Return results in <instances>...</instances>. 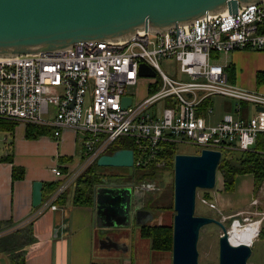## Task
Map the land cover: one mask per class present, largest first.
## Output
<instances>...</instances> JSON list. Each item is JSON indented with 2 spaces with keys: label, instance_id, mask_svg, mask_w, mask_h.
Masks as SVG:
<instances>
[{
  "label": "built area",
  "instance_id": "2783aa9c",
  "mask_svg": "<svg viewBox=\"0 0 264 264\" xmlns=\"http://www.w3.org/2000/svg\"><path fill=\"white\" fill-rule=\"evenodd\" d=\"M245 50L264 51V3L239 7L235 14L206 15L156 35L142 30L125 41L76 42L62 51L0 59V120L50 127L55 138L70 130L81 146L73 167L64 173L52 169L58 185L35 214L57 210L59 198L113 149L117 139L133 145L132 169L152 160L158 167L163 162L158 155L167 145L222 155L252 151L257 136L264 133V94L229 84L218 63L221 55ZM160 60L174 61L181 77L164 73ZM141 64L154 76L141 75ZM143 79H149L146 94H128ZM213 96L235 101L237 111L247 104L256 112L247 119L225 115L207 124L201 108ZM125 97L131 102L124 108ZM256 204L253 200L251 205ZM34 216L0 232V237ZM235 222L241 223L233 218L232 225ZM242 222L259 221L243 217Z\"/></svg>",
  "mask_w": 264,
  "mask_h": 264
},
{
  "label": "water",
  "instance_id": "95a60500",
  "mask_svg": "<svg viewBox=\"0 0 264 264\" xmlns=\"http://www.w3.org/2000/svg\"><path fill=\"white\" fill-rule=\"evenodd\" d=\"M261 3L264 0H0V59L62 51L76 42L125 41L142 30L156 35L191 25L206 15L235 14L239 7ZM139 72L154 76L145 64ZM130 102V97L123 98L122 107ZM221 159V152L206 149L194 155L178 153L173 158L172 264H198L200 231L210 224L221 231L218 264H252L248 262L252 243L233 245L222 221L195 215L197 191L215 189ZM96 166L132 168L133 151L115 150L99 157ZM99 178L89 206L97 239L126 250L108 235L134 221L140 226L139 217L145 216V223L153 220L143 209L141 191L147 188ZM42 200V183L36 181L32 184V208H38Z\"/></svg>",
  "mask_w": 264,
  "mask_h": 264
},
{
  "label": "crops",
  "instance_id": "0c3cea01",
  "mask_svg": "<svg viewBox=\"0 0 264 264\" xmlns=\"http://www.w3.org/2000/svg\"><path fill=\"white\" fill-rule=\"evenodd\" d=\"M237 52H246L243 55L257 62L256 69L252 74L255 86L244 89L260 91L256 87L258 85L264 87V81L257 83V73H264L263 63L258 59V56H261V51H234L230 55H233V57L239 55ZM252 52L257 53L254 54ZM219 64L224 66L223 70L227 76V81L230 77L233 79L234 65L227 61ZM260 93L264 94V89ZM213 97L209 98L210 105L208 107L201 108L206 123L208 117L213 114ZM225 108L228 111H232V106L228 105ZM255 112V107L242 104L238 111L235 106V116L232 114L225 115L247 119ZM221 119L214 124L221 121ZM18 126L13 134L14 137L5 134L7 137H13L9 143L6 144L7 137H5L3 144L0 143V158L11 156L13 161L12 164L0 162V223L11 226L6 229L9 231L27 218L35 215L32 222L15 230L30 226L35 241L32 244L20 246L19 239H17V245L13 243L14 239H16L14 238L16 237L15 235H13L14 237L9 235L10 238L7 236L6 239L0 242V264H20L21 261H23V264H108L109 258L104 257L102 252L122 251L126 253L128 248L125 247L126 250H117L109 246L107 242H99L100 248L96 249L94 243L95 237L97 238L96 229L93 224V214L89 207L75 206L73 203L68 205L64 200V205L56 203L58 209L55 211H47L41 215L35 214L36 209L32 208V184L36 181L41 182L42 193L43 185H58V180L51 172L52 169L57 167L64 173L68 167H73L75 158L81 151V146L77 137L70 130L63 131L58 138L51 135L42 136L36 140H27L24 137L25 127L20 125L19 129ZM12 166L24 170L23 180H12ZM99 173L102 174L103 172ZM242 177L249 179L241 181L238 198L233 199L227 195H222V193L217 195V209L220 214L224 215L225 221L231 218L242 220L243 217H250L251 215L246 211L253 209V206H251L253 200L260 199L261 204H263V199L260 196L263 189L260 188L258 190L256 198L253 195L251 175L237 177L235 189H237L238 178ZM46 197H43V199ZM254 210L258 211L257 208H254ZM235 225H238L237 222L233 223L231 228ZM235 227L238 228L237 226ZM238 229H243V227ZM12 232L14 231L7 232L4 235ZM258 240L264 241V238L254 239L251 248L259 242Z\"/></svg>",
  "mask_w": 264,
  "mask_h": 264
},
{
  "label": "rangeland",
  "instance_id": "374dc122",
  "mask_svg": "<svg viewBox=\"0 0 264 264\" xmlns=\"http://www.w3.org/2000/svg\"><path fill=\"white\" fill-rule=\"evenodd\" d=\"M239 55H236L233 57V55H230L225 57L224 55H221L218 59V63H223L225 61L232 63L235 68L233 73V79L230 77L228 80L229 84H236L235 86H241L243 88H250L252 86H255L252 79V74L254 73L256 69L257 62L255 60H252L248 58V56L243 55L246 52H237ZM256 54L257 52H252ZM259 61H261L262 66L264 67V51H261V56H258ZM159 66L161 70L166 73L167 75L174 77V78H180L181 76L178 74V65L174 61H168V60H160ZM177 76V77H176ZM149 79H143L140 81L139 85L134 88L128 89V94L135 95L138 93L141 97H143L145 92V84L147 83ZM151 80V79H150ZM255 88V87H254ZM258 88L260 91L264 89L262 85H258ZM259 91V92H260ZM213 114L208 117L207 124H214L217 120L221 119L225 114H232L235 116L234 109L236 102L231 101L222 97H213ZM232 106V111L227 110L225 106ZM158 107H162V103H159L157 105ZM20 125L18 126V128ZM20 129V128H19ZM5 137H7L5 134L0 133V143L3 144ZM14 137V136H13ZM7 137V143L10 142L11 138ZM177 151L179 154H189L194 155L198 153V149L194 148L189 145H180L177 147ZM112 150L107 151V154H111ZM177 153V154H178ZM163 160H159L161 162ZM163 166H166V162H162ZM162 164L158 165V168H162ZM157 167V166H156ZM95 171L103 172L110 175L113 181L118 183H129L127 181L128 177L131 174H137L138 171L134 170L132 168H97ZM101 174V173H100ZM111 179V178H110ZM249 178H238V184L237 189H235L232 193H226L221 192L222 190V179L219 173H217L216 178V187L215 189L209 191L210 196L213 198L212 201H205L203 200V191H197V199H196V207H195V215L196 216H205V217H211L216 220H220L224 223L227 230H229V233L234 230L241 227H245L246 225L241 226L243 224L242 220L241 224L237 222L238 228L232 226L233 218L224 220L223 214H220V212L217 209V195L222 193V195H227L230 198H238L239 196V186L241 185V181L246 180ZM160 182L157 183V186L155 184L154 190L152 192H145L141 191L143 202H145V197L150 195L149 197L152 199L150 201L149 205L156 206V208L153 210L155 211V215L153 217V220L150 222V225H166V226H172L173 222V216L175 215V212L173 210V165L170 170H166L163 175L160 178ZM157 187V188H156ZM261 189H263V192L260 193V196L263 199V204H261V200H257L256 205L253 206V209H250L249 215H251L252 221H262L259 224V231L263 232L264 230V185H262ZM74 189L73 187L69 188L66 191L65 196V203H72V197H73ZM65 195V194H64ZM258 195V193L255 194V198ZM144 207L146 205L144 204ZM254 208H257L258 211H255ZM258 212V213H257ZM258 215V216H257ZM256 218V219H255ZM221 234L220 229L214 225L210 224L205 226L200 231L199 241L197 245L198 249V264H218V238ZM259 235V232H258ZM258 235L256 236V240L258 238ZM108 239H111V242L117 244L118 246H124L128 248V251L122 252H102L104 257H108V264H172L171 263V252L167 253H161V252H155L151 250L150 247V241L148 239L140 238L139 237V227L132 223L129 227L124 228L123 230H119L117 232H113L112 234L108 235ZM94 243L96 246V249L98 250V247L100 248V243L98 239L95 237ZM254 244V246L251 248L252 253L250 258L248 259L249 263L252 264H264V241H260ZM116 253V254H114ZM113 254V255H111Z\"/></svg>",
  "mask_w": 264,
  "mask_h": 264
},
{
  "label": "trees",
  "instance_id": "16d2710c",
  "mask_svg": "<svg viewBox=\"0 0 264 264\" xmlns=\"http://www.w3.org/2000/svg\"><path fill=\"white\" fill-rule=\"evenodd\" d=\"M264 81V73H257V83ZM210 105L209 99L205 100L202 108ZM19 124L0 120V133L13 136L15 129ZM53 129L45 126L26 125L24 129V137L27 140H36L42 136H51ZM113 151L120 149H129L135 151L133 145L123 139H117L112 147ZM178 153L177 147L173 145L165 146V149L158 156L159 160L166 162V166L162 168L156 167V160L149 161L147 164L135 168L137 174H131L127 181L138 186L144 182L148 184H156L161 180V176L166 170H170L173 165V158ZM136 154V151H135ZM0 162L12 164V157L0 158ZM98 167L96 164L89 167L76 181L72 197V203L75 206L89 207L91 205L92 188L96 183L100 182V173L95 171ZM222 179V192L232 193L235 190L236 179L239 176L251 175L253 182V195H255L264 183V134H259L256 138L255 145L252 151L249 152H227L222 155V159L217 169ZM11 178L13 181L23 180L24 170L12 166ZM56 184L43 185V197L50 195ZM157 188V187H156ZM150 195L145 197V203L150 209L154 210L156 206L149 205L152 200ZM209 191H203V200L212 201ZM65 195L61 196L57 204L64 205ZM11 226L0 223V232L10 228ZM15 235L13 243L17 245L19 239L20 246L34 243L35 239L32 235L30 226H26L20 230L3 235L0 237V242L6 239L7 236ZM9 236V238H10ZM139 237L150 241L151 250L155 252L167 253L171 252L172 248V226L166 225H144L139 227ZM258 238H264V232H259ZM13 239V238H12ZM25 239V241H24ZM20 264H23L21 261Z\"/></svg>",
  "mask_w": 264,
  "mask_h": 264
},
{
  "label": "bare ground",
  "instance_id": "6f19581e",
  "mask_svg": "<svg viewBox=\"0 0 264 264\" xmlns=\"http://www.w3.org/2000/svg\"><path fill=\"white\" fill-rule=\"evenodd\" d=\"M259 222L246 225L243 229H234L229 233L231 244L237 245L240 243L251 244L259 232Z\"/></svg>",
  "mask_w": 264,
  "mask_h": 264
},
{
  "label": "flooded vegetation",
  "instance_id": "af4514ba",
  "mask_svg": "<svg viewBox=\"0 0 264 264\" xmlns=\"http://www.w3.org/2000/svg\"><path fill=\"white\" fill-rule=\"evenodd\" d=\"M100 176H105V177H107V178H111V180L112 179H114V178H112L110 175L108 176L107 174H104V173H102V174H100ZM143 184H148V183H146V182H144V183H142V184H140V185H138V186H136V187H143L142 185ZM148 185H150L149 187H146V186H144V187H146L147 188V192H152V190H154V186H155V184H148ZM143 204H145L146 205V207H144L143 209L144 210H146L147 212H149L150 214H152V216L154 217V215H155V211H153L152 209H150V207L149 206H147V204L145 203V202H143ZM136 221H134V224H136L135 223ZM138 223H140V226H141V224H143V223H145V216H142V217H139L138 218ZM147 224H150V222H147V223H145L144 225H147ZM144 225H142V226H144ZM140 226H138V227H140Z\"/></svg>",
  "mask_w": 264,
  "mask_h": 264
}]
</instances>
